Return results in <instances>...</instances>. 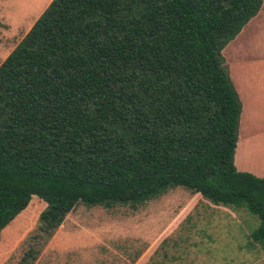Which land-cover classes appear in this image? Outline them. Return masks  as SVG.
<instances>
[{
    "label": "trees",
    "instance_id": "obj_1",
    "mask_svg": "<svg viewBox=\"0 0 264 264\" xmlns=\"http://www.w3.org/2000/svg\"><path fill=\"white\" fill-rule=\"evenodd\" d=\"M262 2L51 0L0 64V238L47 203L21 264L78 204L177 186L257 215L264 250V177L235 164L242 102L222 53Z\"/></svg>",
    "mask_w": 264,
    "mask_h": 264
},
{
    "label": "rangeland",
    "instance_id": "obj_2",
    "mask_svg": "<svg viewBox=\"0 0 264 264\" xmlns=\"http://www.w3.org/2000/svg\"><path fill=\"white\" fill-rule=\"evenodd\" d=\"M50 2L0 0V36L16 34L20 40ZM222 53L243 105L236 166L264 172V135L248 138L244 160L241 140L245 126L264 127V11ZM46 206L34 196L1 231L0 264H21L30 247L42 245L44 236L34 235ZM259 222L244 207L215 203L182 186L136 207L80 203L34 264H264L262 246L250 237Z\"/></svg>",
    "mask_w": 264,
    "mask_h": 264
},
{
    "label": "crops",
    "instance_id": "obj_3",
    "mask_svg": "<svg viewBox=\"0 0 264 264\" xmlns=\"http://www.w3.org/2000/svg\"><path fill=\"white\" fill-rule=\"evenodd\" d=\"M263 11H264V0H263V2H262V6H261V8H260V10H259V12H258V14L256 15V16H259L260 14H262L263 13ZM256 16H254V17H256ZM253 17V18H254ZM246 26V25H245ZM244 26V27H245ZM31 28V27H30ZM29 28V29H30ZM243 30V29H242ZM241 30V31H242ZM27 32H28V30H27ZM26 32V33H27ZM25 33V34H26ZM10 33H8V35H3V37L2 36H0V64L4 61V59L8 56V54L14 49V47L18 44V42L24 37V35L21 37V39L20 40H18L17 42H16V39H17V35L16 34H12L11 36L9 35ZM240 34V33H239ZM238 34V35H239ZM237 35V36H238ZM236 36V37H237ZM235 37V38H236ZM234 38V39H235ZM233 39V40H234ZM233 40H231V41H233ZM230 41V42H231ZM229 42V43H230ZM228 43V44H229ZM227 44V45H228ZM7 45H10L9 46V48H7ZM5 48V49H4ZM238 91V90H237ZM240 95V94H239ZM242 109H243V105H242ZM262 135H264V127H257L256 129L255 128H253V129H251V127H250V125H247V126H245V129H243V135L241 136V140H242V144H243V147H242V160H244L245 158H244V156H245V148H247V144H248V138L250 137V138H261L262 137ZM252 136V137H251ZM238 142H239V140H238ZM238 145V144H237ZM245 147V148H244ZM247 153V152H246ZM236 164V163H235ZM254 174V173H253ZM255 175H263V176H260V177H264V172H259V173H257L256 172V174Z\"/></svg>",
    "mask_w": 264,
    "mask_h": 264
}]
</instances>
